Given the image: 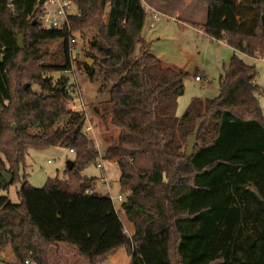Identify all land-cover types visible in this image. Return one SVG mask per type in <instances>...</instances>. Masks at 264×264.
Here are the masks:
<instances>
[{"label": "trees", "instance_id": "trees-1", "mask_svg": "<svg viewBox=\"0 0 264 264\" xmlns=\"http://www.w3.org/2000/svg\"><path fill=\"white\" fill-rule=\"evenodd\" d=\"M73 1L78 12L69 28L51 30L34 23L36 0H0V190L20 183L19 202L0 194V246H11L12 264H50L48 249L59 242L91 264H106L122 247L130 264H264V87L257 66L234 54L219 94L194 97L180 117L190 74L149 50L143 1ZM200 1L207 19L193 26L236 51L264 56V0ZM87 29L97 30L91 44L101 56L91 54L97 60L85 64L87 73L93 80L98 71L112 84L108 103L96 106L106 127L117 130L103 151L86 131L87 113L71 108L76 86L66 75H49L73 69L74 34ZM54 146L73 150L74 167L66 168L67 178L34 187L29 150ZM102 158L120 168L132 235L113 197L85 174ZM3 171L13 175L10 184Z\"/></svg>", "mask_w": 264, "mask_h": 264}, {"label": "rangeland", "instance_id": "rangeland-1", "mask_svg": "<svg viewBox=\"0 0 264 264\" xmlns=\"http://www.w3.org/2000/svg\"><path fill=\"white\" fill-rule=\"evenodd\" d=\"M176 6V10L181 12L180 15L173 17L161 16L155 19V28L150 27V21L153 18L149 16L150 14H147L143 29L145 38H143L149 42V50L156 54L164 65L182 69L190 74V77L185 81V92L178 100V116L181 117L185 113L194 97L210 100L219 94L221 77L224 75L225 67L228 66L234 54H238L246 63L257 66L259 72L257 83L264 87V56L254 58L236 51L224 41L210 39L202 28H197L188 22L194 20L202 23L206 20V3L201 1L187 3L186 1L177 3ZM73 9L76 14L78 12L77 6ZM95 34H97L96 29H87L83 33H75L76 44L72 47L71 52L73 69L67 73L53 72L49 75L54 80L66 75L70 78V82L76 86V99L71 103V106H76L78 110H84L87 113L86 125L92 126V131H89L88 134L95 140L97 147L103 151L106 145L111 143V137L117 134V130L112 126L106 127L99 118L100 112H96V106L101 111L103 108L101 104L108 103L110 100V87L112 84L106 83L104 85L103 74L98 71L96 77L92 80L85 68L86 63L92 62V66H94L96 60L101 57L91 44ZM19 35H23L22 43L25 48L26 35L23 33ZM52 47H56V44H53ZM91 54L96 55L97 59L92 58ZM136 54H140V44L137 46ZM197 75L201 80H196ZM35 88L39 89L37 86ZM259 97L264 115V94H260ZM70 159H74V153L65 147L54 146L45 150L30 149L26 162V174L29 183L34 187L42 188L49 177L67 178L65 170L67 161ZM99 163H102L104 168L98 167ZM85 174L97 178L99 187L96 190L98 192L110 194L114 198L125 231L127 234L132 235L134 227L129 222L122 207L126 195L121 194V191H119L121 172L118 164L102 158L98 163L88 167ZM19 188L20 183L16 182L10 186L7 192L0 190V194H7L11 201L17 203L19 202ZM119 196H121V199ZM57 244L51 245L48 249L50 264L52 257L53 260L56 258L53 255L56 248L61 246ZM61 244L66 252L64 259L69 262L78 261V256H80L78 249L67 242ZM52 246L54 247L50 251ZM51 252L52 255H50ZM130 261L131 256L127 249L122 247L106 264H130ZM14 262L17 261L11 246H0V264H12Z\"/></svg>", "mask_w": 264, "mask_h": 264}, {"label": "built area", "instance_id": "built-area-1", "mask_svg": "<svg viewBox=\"0 0 264 264\" xmlns=\"http://www.w3.org/2000/svg\"><path fill=\"white\" fill-rule=\"evenodd\" d=\"M73 7H76V3L73 0H36L35 10L40 11L37 21L45 29L63 30L69 28L70 16L75 14ZM145 10L147 14L152 15L156 19L162 15L160 11L153 10L148 5H145ZM151 26H154L153 23ZM196 80H201V78L196 76ZM71 108L77 109L76 106H71ZM86 131H92V126H86ZM98 167L104 168L102 163H99ZM119 198L121 199V196ZM33 263L32 260L28 259L24 264Z\"/></svg>", "mask_w": 264, "mask_h": 264}, {"label": "crops", "instance_id": "crops-1", "mask_svg": "<svg viewBox=\"0 0 264 264\" xmlns=\"http://www.w3.org/2000/svg\"><path fill=\"white\" fill-rule=\"evenodd\" d=\"M142 1H143L144 5H148L151 9L160 11L162 13L161 16H171V17H173V16H179L180 13H181L180 10H178V11L176 10V8H177L176 4L177 3L186 2V1H187V3L188 2H194V1H199L200 2V0H142ZM206 9H207V12H208V6H207ZM151 17H152V15H151ZM155 19L156 18H153L152 21H150V27L151 28H155V26H156ZM205 21H203V22H205ZM188 22H196V21L189 20ZM152 23H153L154 26H151ZM142 36H143V33H142ZM254 58H256V57H254ZM98 149L100 150V148H98ZM98 187H99V185L96 182V189H98ZM119 191H120V187H119ZM61 243L62 242H59L57 244V245H61V246H59V247L56 248V251H55L56 253L55 252L53 253V255L56 258L53 260V257L51 256L52 257L51 264H91L90 261L88 260V258L86 256H84L83 254H81L80 252H79L80 253V256H78L79 257L78 258V261L69 262L66 259H64V256L66 255V252L64 251V246ZM53 247L54 246L51 247L50 251H52ZM50 255H52V252H51Z\"/></svg>", "mask_w": 264, "mask_h": 264}, {"label": "water", "instance_id": "water-1", "mask_svg": "<svg viewBox=\"0 0 264 264\" xmlns=\"http://www.w3.org/2000/svg\"><path fill=\"white\" fill-rule=\"evenodd\" d=\"M37 20H34V23H36ZM22 39H23V35H18V39H17V43H18V47L20 49L24 48V45L22 43ZM89 66H92V62H88ZM28 85H26L27 87ZM199 131H200V126L197 128L196 132L189 138L188 140V145H187V150L186 153L189 156H192L194 154L196 145L198 143V135H199ZM67 167L72 170L74 167V160L70 159L67 161ZM1 175L5 178V180L10 184L13 180V175L10 172L7 171H3L1 172Z\"/></svg>", "mask_w": 264, "mask_h": 264}]
</instances>
